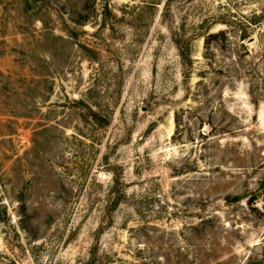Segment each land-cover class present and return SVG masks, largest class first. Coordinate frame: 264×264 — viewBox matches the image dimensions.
I'll return each mask as SVG.
<instances>
[{
  "label": "rangeland",
  "instance_id": "obj_1",
  "mask_svg": "<svg viewBox=\"0 0 264 264\" xmlns=\"http://www.w3.org/2000/svg\"><path fill=\"white\" fill-rule=\"evenodd\" d=\"M0 264H264V0H0Z\"/></svg>",
  "mask_w": 264,
  "mask_h": 264
}]
</instances>
